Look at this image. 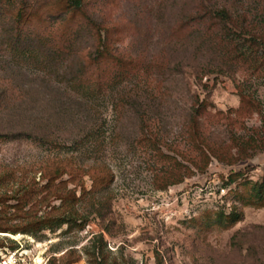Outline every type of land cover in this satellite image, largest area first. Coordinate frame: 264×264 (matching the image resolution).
Here are the masks:
<instances>
[{
    "label": "rangeland",
    "instance_id": "374dc122",
    "mask_svg": "<svg viewBox=\"0 0 264 264\" xmlns=\"http://www.w3.org/2000/svg\"><path fill=\"white\" fill-rule=\"evenodd\" d=\"M13 8L0 10V86L12 95L0 110V169H18L21 188L42 187L53 160L75 158L105 165L110 182L89 193L87 174L71 208L53 197L40 211L52 222L77 210V220L37 235L0 232V264L10 240L24 254L17 264H264V0H87L114 52L137 59L124 77L111 62L84 66L100 59L99 41L79 27L84 17L65 20L59 1L40 0V20L25 24L20 42ZM221 8L224 21L210 16ZM40 43L61 54L45 61ZM93 69L92 80L114 79L79 85ZM197 112L201 136L232 163L207 147L208 165L197 170L175 153L204 155L192 137ZM17 131H45L54 143L3 136ZM175 158L193 173L162 188ZM68 179L51 190L73 189ZM8 203L10 222L29 215L32 203Z\"/></svg>",
    "mask_w": 264,
    "mask_h": 264
},
{
    "label": "trees",
    "instance_id": "16d2710c",
    "mask_svg": "<svg viewBox=\"0 0 264 264\" xmlns=\"http://www.w3.org/2000/svg\"><path fill=\"white\" fill-rule=\"evenodd\" d=\"M59 3L63 4L64 10L61 11L63 14H65V20L68 19L70 21L74 20L75 18L84 17L85 21H81L79 23L80 26H84L90 29L91 33L94 35L95 40L99 41L100 44V53L99 57L100 59H94L91 58V62H88L89 65H87V61H85L84 66L90 67V64H95L96 60L101 64H109L110 62L114 64V68L118 71L116 72L118 75H122L121 77H124L128 75L131 70L136 66L137 59L133 56L128 55H121L116 54L114 52L112 47V40L114 39L110 33V29L106 28V30H102L97 24L98 22L96 19L92 16H88L87 14V0H57ZM6 4H13L14 8L12 9V23L13 27H18L17 33H16V41H23L22 33L24 29L25 24H27L29 21H32L34 18H38L40 20V14L38 13L37 7H39L40 0H0V10H3V7L6 6ZM51 16H54L55 13H51ZM228 12L221 8L220 10H217L215 13H212L210 16L214 19H221L224 21V19L228 18ZM32 23V22H30ZM101 23H99L100 25ZM103 32H105L103 34ZM38 36V39H44L45 37L41 36V34H36ZM49 36V35H46ZM224 38V36H221ZM260 43L264 47V33L263 36L260 37ZM15 44V43H14ZM22 46V45H21ZM25 49V47H24ZM38 49L41 50L42 56L45 58V61H48L51 59V56H54L55 54L59 53L57 52V49H52L46 46V44L40 43L38 46ZM65 50V48H64ZM63 50V52H65ZM25 52V51H24ZM61 54V53H59ZM42 57V58H43ZM101 66H98V68ZM96 69V68H95ZM93 69L91 70V74L89 78H86L83 80V78L80 79L81 82H79V85L82 86L83 81L87 84L90 88V84L94 87L99 85V89L102 88L101 82L106 83L107 80H112L114 77L109 76L106 80H101L100 77L102 76H96L94 80H92V75L95 76V72L97 70ZM95 70V71H94ZM105 72V70L103 69ZM88 79V80H87ZM95 82V83H94ZM80 86V87H81ZM85 89V88H84ZM10 97V98H9ZM12 95H8V90L5 89L4 86H0V110L6 106L8 98L11 99ZM199 99V98H198ZM199 100H197L198 102ZM203 105L200 104L196 108V111L201 108ZM198 116H196L193 119V124L196 126V128L193 130L192 137L195 139V141L200 145L203 144L206 147V150H203V154L198 155L196 158H186L182 152H179V150H175V153L180 156L184 161L190 162L192 166L197 170H203L208 165L209 155L205 152L208 150L213 154L218 160L221 161H228V163H232L233 157L231 155L224 154L223 152H220V150L216 148H211V146L206 142V139L201 136V133L197 126L201 124V121L199 119L200 113L197 112ZM46 126V123H44ZM43 124V128L45 127ZM50 125V123H48ZM46 128V127H45ZM34 133V134H33ZM37 134V135H36ZM3 136L7 137L8 140L13 139L14 137L20 138H28L32 141H46L47 143H54V139H51L45 131L41 133H36L34 131H17L15 134H8L5 133ZM13 137V138H11ZM45 143V144H47ZM166 158H170V156H166L162 154ZM229 159V160H228ZM54 165L52 168H49L51 175V180L45 184L42 185V187H39L38 183H29L22 188H25L26 190L23 191L21 186L24 182V176H21L22 173L19 175V171L16 168H7V169H0V232H6V233H24L29 235H37L38 233L46 230V229H55L54 226H61L63 223L71 222L73 219L77 220L81 217H83V214L81 216L78 214L77 210H68L67 213L61 214L59 217L54 218V222H49L50 219V211L44 210L43 213L40 214V211L44 207H49L51 204V199L54 197V199L58 198L61 199L62 207L68 206L67 208H71L70 201L72 198H80L76 196L77 187H79V184L77 183V179L82 180L83 177L87 174L91 176L92 179V187L88 191L89 193H92L96 191L99 188H102L104 186L108 185V175H110V171L105 165H101L98 163H93L92 165H86L83 164L81 161H77L75 158H69L67 159V162L65 164L57 163L55 160ZM159 161V160H158ZM173 170L170 172L166 177L163 176L165 181L161 185L162 188H165L166 186H169L171 184H177L181 183L185 180V178L189 175H191L193 170H191L186 164H184L182 161L175 158L173 161ZM249 169V168H248ZM37 171H41L46 174L47 169L46 165H42L41 167H38ZM46 171V172H45ZM176 171V172H175ZM244 171H241L243 173ZM67 174L70 179L68 181L75 183V187L73 189H68V186H63V189L59 186L56 187L58 191L51 190V181L59 178L60 176ZM55 176V178H54ZM172 177V180L168 182V178ZM78 180V181H79ZM67 181V180H66ZM50 186V187H49ZM82 189H85L84 192L87 190L85 187H82ZM16 194V195H15ZM11 199L18 200V203H21L23 207L28 206L30 203H32V206L28 209V216H24L23 220L19 223H12L10 222V216L5 211L7 207H13V204L8 203ZM34 202V203H33ZM68 204V205H67ZM5 208V209H4ZM13 245L11 246V249H17V244L15 240H10ZM71 262H74L75 260H69Z\"/></svg>",
    "mask_w": 264,
    "mask_h": 264
},
{
    "label": "built area",
    "instance_id": "2783aa9c",
    "mask_svg": "<svg viewBox=\"0 0 264 264\" xmlns=\"http://www.w3.org/2000/svg\"><path fill=\"white\" fill-rule=\"evenodd\" d=\"M9 255L10 257L8 261H4V264H17V263H20L21 260L23 261L22 257L24 254L21 253L19 248L12 250ZM10 259L12 260L10 261Z\"/></svg>",
    "mask_w": 264,
    "mask_h": 264
}]
</instances>
